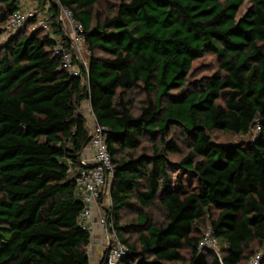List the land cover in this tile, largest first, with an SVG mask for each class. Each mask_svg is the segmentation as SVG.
I'll list each match as a JSON object with an SVG mask.
<instances>
[{
  "label": "trees",
  "instance_id": "1",
  "mask_svg": "<svg viewBox=\"0 0 264 264\" xmlns=\"http://www.w3.org/2000/svg\"><path fill=\"white\" fill-rule=\"evenodd\" d=\"M18 2L0 0V35ZM59 2L84 27L82 78L60 69L34 20L0 45V264H89L75 185L85 100L107 129L106 215L128 248L118 264L250 262L264 245V0ZM207 53L217 69L188 83ZM213 130L256 133L222 144ZM125 211L134 216L120 224ZM207 226L218 255L199 248Z\"/></svg>",
  "mask_w": 264,
  "mask_h": 264
},
{
  "label": "built area",
  "instance_id": "2",
  "mask_svg": "<svg viewBox=\"0 0 264 264\" xmlns=\"http://www.w3.org/2000/svg\"><path fill=\"white\" fill-rule=\"evenodd\" d=\"M51 5H54V13L50 11ZM30 20L35 21L32 29L41 28L52 35L54 39L52 53L58 57L60 69L71 76L82 78V70L84 69L85 73L88 70L90 55L85 43L84 27L74 17L73 12L69 8L62 6L59 0H45L41 6L39 0H19L17 9L3 26V34L0 35V45ZM51 21L55 22L59 29L57 36L52 34ZM91 117L92 122H87L90 136L87 147L91 150V161H81V169L75 177L77 197L82 203V209L78 215V223L88 232L90 240L96 229L102 233L104 264H118L121 257L128 251V248L119 241L112 222L109 221L106 215V211L111 206L109 183L114 165L106 145L107 129L100 126L93 115ZM104 196H107L105 204L102 203ZM95 208H98L99 216L94 221L93 213ZM215 246L216 241L211 229L208 227L206 234L199 243V248L214 250ZM215 252L218 255L217 251ZM249 264H261L260 255L256 254L253 256Z\"/></svg>",
  "mask_w": 264,
  "mask_h": 264
},
{
  "label": "rangeland",
  "instance_id": "3",
  "mask_svg": "<svg viewBox=\"0 0 264 264\" xmlns=\"http://www.w3.org/2000/svg\"><path fill=\"white\" fill-rule=\"evenodd\" d=\"M117 2H118V0H98L97 9H99L101 11H105L107 5L113 6ZM248 5H249L248 2L245 1L244 4L242 5V7L239 9L236 18L240 17L245 12ZM23 30L26 33H28V32H30L31 29H25L24 28ZM217 66H218V62L212 53H207L203 57L194 60L192 63L191 70H190L188 77H187L188 83L193 82V81L198 80V79H201L203 76H208V75L212 74L217 69ZM175 92L176 91H173L172 93H175ZM141 98H143L142 95H136L135 100L141 99ZM82 112H83V115L86 116V119H88V123L92 122V117H91L92 115H90L91 113H90L88 105L82 108ZM255 133H256V131L252 130L250 135L242 136V135H234L231 133H224V132H221L218 130H213L210 132V137L212 138L213 141H215L217 143L227 144V143H237V142L249 141L253 138ZM172 135L178 139V137H179L178 130L173 129ZM176 158L177 157H173V159H176ZM174 175H175V173H174ZM106 199H107V196H104V198L102 199L103 204L106 203ZM133 216H134L133 213H131L130 211H125L122 214L120 224H126L127 222H129V220L131 218H133ZM207 224L208 223L206 222V225ZM207 227L204 228L205 232L207 230ZM125 237H129L130 240H133L136 237V234L134 232H130L128 234H125ZM219 249H220V245H219V243H217L214 250L213 249H210V250L219 252ZM253 250H254L255 254L260 255L261 264H264V245L262 247L258 248L255 244H253ZM182 254L186 255V251L185 250L182 251ZM239 264H249V259L244 260Z\"/></svg>",
  "mask_w": 264,
  "mask_h": 264
},
{
  "label": "crops",
  "instance_id": "4",
  "mask_svg": "<svg viewBox=\"0 0 264 264\" xmlns=\"http://www.w3.org/2000/svg\"><path fill=\"white\" fill-rule=\"evenodd\" d=\"M87 105L89 106V102L87 101H84L81 104V107H80L81 112H82V108ZM89 110H90V107H89ZM86 120L88 122V119ZM91 157H92L91 150L86 146L81 152L80 160L84 162H89L91 161ZM98 216H99V210L98 208H95L94 213H93V220L95 221L98 218ZM102 241H103V235L99 230L96 229L95 234L91 238L89 245L87 247V252L89 256V264H99L100 260L102 259L103 257Z\"/></svg>",
  "mask_w": 264,
  "mask_h": 264
}]
</instances>
